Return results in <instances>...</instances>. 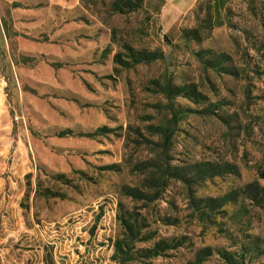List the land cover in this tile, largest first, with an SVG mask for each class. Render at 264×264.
Masks as SVG:
<instances>
[{"label": "rangeland", "instance_id": "rangeland-1", "mask_svg": "<svg viewBox=\"0 0 264 264\" xmlns=\"http://www.w3.org/2000/svg\"><path fill=\"white\" fill-rule=\"evenodd\" d=\"M144 3L0 0V264H264V0Z\"/></svg>", "mask_w": 264, "mask_h": 264}, {"label": "crops", "instance_id": "crops-1", "mask_svg": "<svg viewBox=\"0 0 264 264\" xmlns=\"http://www.w3.org/2000/svg\"><path fill=\"white\" fill-rule=\"evenodd\" d=\"M60 2V0H55ZM198 0H145V8L164 29L179 21L182 14L190 10ZM54 2V1H53ZM52 16L50 20H54Z\"/></svg>", "mask_w": 264, "mask_h": 264}, {"label": "trees", "instance_id": "trees-1", "mask_svg": "<svg viewBox=\"0 0 264 264\" xmlns=\"http://www.w3.org/2000/svg\"><path fill=\"white\" fill-rule=\"evenodd\" d=\"M220 1L224 2V1H228V0H220ZM214 2H215V7H218V2H219V0H214ZM179 114H180V113L177 112V111L173 112V121H174V123L178 121V119H179ZM171 138H172V134L170 133V134L167 136V142L170 141Z\"/></svg>", "mask_w": 264, "mask_h": 264}]
</instances>
